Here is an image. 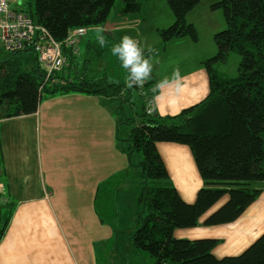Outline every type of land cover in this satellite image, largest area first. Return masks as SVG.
<instances>
[{"label":"trees","instance_id":"obj_1","mask_svg":"<svg viewBox=\"0 0 264 264\" xmlns=\"http://www.w3.org/2000/svg\"><path fill=\"white\" fill-rule=\"evenodd\" d=\"M29 1L33 22L63 42L76 28L104 26L116 0ZM201 1L166 0L175 20L159 30L162 43L154 48L153 55L164 53L165 43L173 39L188 37L197 42V31L186 16ZM210 8L222 10L226 28L214 35L216 55L203 62L209 93L176 116L148 114L136 89L129 88L121 96L123 79L113 82L106 74L96 79L90 76L96 73L81 70L74 81H69L58 72L45 82L44 70L31 50L10 53V58L0 62V120L33 114L48 96L78 93L107 99L114 106L117 131L128 125L127 137L121 139L127 146L123 152L128 160L122 176L138 175L140 183L134 202L139 225L130 236V255L136 264H264V233L239 255L220 259L212 254L220 240L176 239L173 235L177 229L233 223L264 191V0H220ZM123 11L138 14L142 7L129 1ZM64 53L69 62L75 61L70 49L65 48ZM230 54L240 57L234 78L215 69ZM113 63L115 72L121 73L118 58ZM144 89L149 97L155 94L152 80ZM157 143L190 149L203 183L192 204L185 203L173 187ZM113 192L117 196L120 188L107 192L109 200ZM223 197L227 201L200 224V218ZM139 207L144 211L139 212ZM13 210L12 204L0 201V240Z\"/></svg>","mask_w":264,"mask_h":264},{"label":"crops","instance_id":"obj_2","mask_svg":"<svg viewBox=\"0 0 264 264\" xmlns=\"http://www.w3.org/2000/svg\"><path fill=\"white\" fill-rule=\"evenodd\" d=\"M143 3L145 8L140 13L125 14L122 7L102 26L109 44L101 47L96 57L101 59L99 53L106 54L114 77L109 79L113 82H125L126 77L120 72L116 76L113 68L115 57L110 49L117 40L129 35L146 49L162 43L158 32L165 27L157 23L156 17L155 21L150 18L152 13L156 15V7L147 0ZM202 3L205 0L186 20L198 35L197 23H205L209 26V39H213L222 26L220 15L211 10V5ZM170 21L173 20L169 16L167 23ZM85 36L77 45L73 63L64 53L67 63L59 73L69 81H74L81 70L96 73L90 75L96 79L105 77L91 67L89 60L94 55L93 48L100 46L95 40V28ZM200 43V35L196 43L188 37L173 39L165 43L164 53L153 55L150 80L155 94L150 98L158 116H176L208 95L209 78L203 66L208 55L200 50ZM215 50L214 46L207 54L212 56ZM176 68L183 77L180 93H176L174 85L158 89L159 82L171 77ZM112 107L107 99L97 96L56 94L43 99L33 114L0 120V201L14 206L0 240V264H97L95 248L101 246L104 251L113 237L112 229L104 220L101 223L97 214L98 193L111 180L114 184L109 190L120 188L122 173L128 169L123 152L127 146L121 139L127 137L129 127L123 125L117 131ZM156 149L178 195L192 204L203 183L190 149L174 143H157ZM227 199L223 197L199 223ZM114 222L122 224L121 220ZM262 233L264 191L233 223L177 229L173 235L176 239L220 240L212 251L220 259L239 255Z\"/></svg>","mask_w":264,"mask_h":264},{"label":"rangeland","instance_id":"obj_3","mask_svg":"<svg viewBox=\"0 0 264 264\" xmlns=\"http://www.w3.org/2000/svg\"><path fill=\"white\" fill-rule=\"evenodd\" d=\"M11 4V9L22 11L23 13L30 16L31 11L33 10L30 6L29 0H16V2L12 3V0H8ZM138 2L141 4L142 9L145 8V5L143 3V0H116L114 4V8L111 12V14H119L122 7H124L125 2ZM220 0H205V3H202V6L205 5H214L218 3ZM148 4H152L156 7L157 13L154 15V13L151 14L150 18L154 20L156 17L158 20L159 25H164L165 28L169 27L174 23V16L169 9L166 0H147ZM144 10V9H143ZM215 14L220 15V21L222 22L221 28L218 30L222 31L226 28V23L224 21L223 12L221 9L215 10ZM172 18L173 21H170L167 23V18ZM187 18V16H186ZM155 21V20H154ZM167 23V24H165ZM189 23V22H188ZM199 35L201 38L200 43V50L206 55V59L204 62L217 53V47L213 39H209V26H207L205 23H197ZM164 28V29H165ZM217 33V32H216ZM197 33V36H199ZM88 36V35H87ZM85 36L83 39L87 38ZM200 42V40H199ZM214 46L216 48L215 53L212 54V56H209L211 54H207L209 50H214ZM101 49L100 46H96L93 48L94 50V57L92 56L89 58L90 63L92 64V68L99 70V75H107L108 78H114L112 75L111 65L110 62L107 61V57L105 53H99V56L102 57L101 59L96 57L97 52ZM106 52V51H105ZM169 53V50H167V54ZM31 54V53H30ZM11 55L9 53L4 52V50L0 47V62L4 61L5 59L10 58ZM116 63V62H115ZM240 63V57L236 54H230L228 57V60L223 64H217L215 66V69L218 71L219 74L224 75L229 78H234L238 75V66ZM114 65V63H113ZM117 72V71H116ZM115 72V75L117 74ZM122 75H127L126 70L121 69ZM137 155V153H134V157ZM127 158V157H126ZM128 162V160H127ZM124 172L122 173V175ZM138 175L132 174L131 176H127V178L122 176V180L120 183V192L117 196H114V192L111 195V199L109 200L108 191L111 186V183H107L106 185L102 186L99 193H98V199L95 203V207L97 210V214L99 215L100 219L104 220L106 223V226H109V228L113 231V237L108 242V248L98 246L95 248V254H96V262L97 264H136L135 261H133L130 250V236L135 230V228L139 225V222L136 223V217L135 214H137L135 206V196H137L140 192V183L137 178ZM111 191V190H110ZM111 193V192H110ZM104 198V199H103ZM139 212H142L144 210L139 207ZM142 214V213H141ZM137 221H139V218L137 216ZM118 220H121L122 224L121 226L116 225V222ZM117 226V228H116ZM117 247V249H116Z\"/></svg>","mask_w":264,"mask_h":264},{"label":"built area","instance_id":"obj_4","mask_svg":"<svg viewBox=\"0 0 264 264\" xmlns=\"http://www.w3.org/2000/svg\"><path fill=\"white\" fill-rule=\"evenodd\" d=\"M12 3L16 0H12ZM91 29L84 27L72 30L63 42H57L51 33L33 20L22 11L11 9L8 0H0V47L6 53H18L31 50L37 59L38 64L44 70L45 82L55 73L60 72L67 63L64 49L68 48L75 56L79 41ZM145 84L142 87H132L144 99L146 112L153 111V100L147 96ZM129 88L125 86L121 91V96ZM0 184V195L2 194Z\"/></svg>","mask_w":264,"mask_h":264},{"label":"clouds","instance_id":"obj_5","mask_svg":"<svg viewBox=\"0 0 264 264\" xmlns=\"http://www.w3.org/2000/svg\"><path fill=\"white\" fill-rule=\"evenodd\" d=\"M105 31V28L99 25L95 28V40L102 48L109 44L104 35ZM110 50L112 56L118 58L121 67L126 70L125 83L128 88L142 87L151 79L154 68L153 53L156 51L154 48L147 46L146 49L132 36L124 35L119 43L112 44ZM182 81L180 70L176 68L171 77H165L159 82L157 88L163 89L165 86L174 85L176 93L179 94L183 87Z\"/></svg>","mask_w":264,"mask_h":264}]
</instances>
